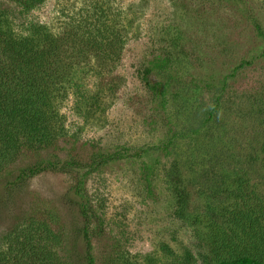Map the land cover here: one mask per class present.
Returning a JSON list of instances; mask_svg holds the SVG:
<instances>
[{
	"label": "rangeland",
	"instance_id": "rangeland-1",
	"mask_svg": "<svg viewBox=\"0 0 264 264\" xmlns=\"http://www.w3.org/2000/svg\"><path fill=\"white\" fill-rule=\"evenodd\" d=\"M93 9L122 36L119 59L87 55L53 99L63 135L23 150L1 173L0 245L20 217L58 231L78 222L70 173L47 170L12 186L19 168L121 152L86 181L104 221L96 264L114 250L128 264H215L211 226H227L224 212L253 208L264 231V0H45L30 17L54 31ZM167 53L163 110L141 73ZM171 130L178 135L164 152Z\"/></svg>",
	"mask_w": 264,
	"mask_h": 264
},
{
	"label": "trees",
	"instance_id": "trees-1",
	"mask_svg": "<svg viewBox=\"0 0 264 264\" xmlns=\"http://www.w3.org/2000/svg\"><path fill=\"white\" fill-rule=\"evenodd\" d=\"M5 2L8 4L0 1V175L23 150L46 149L63 135L53 99L72 70L85 63L89 54L102 64H114L123 48L116 25L101 18L95 9L89 17L69 18L52 31L30 17L45 0ZM255 27L260 30L256 23ZM170 66L171 56L161 54L141 73L163 110L167 107ZM177 135L170 131L162 151L169 152ZM120 153L95 151L86 161L72 157L40 159L19 168L9 182L12 186L23 187L30 178L47 170L70 173L74 179L70 202L78 222L72 229L58 231L44 219L18 218L2 235L0 264H96L93 239L102 236L104 221L86 181L102 165L120 158ZM184 202L180 198L182 205ZM230 212H226L229 216L224 212L227 226H211L209 251L215 264H264V231L256 210L232 208ZM78 239L83 248L80 254ZM103 261L128 264L119 250L106 253Z\"/></svg>",
	"mask_w": 264,
	"mask_h": 264
}]
</instances>
